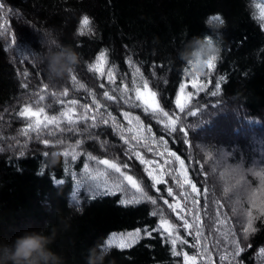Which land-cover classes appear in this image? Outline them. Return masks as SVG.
<instances>
[{
    "label": "trees",
    "instance_id": "obj_1",
    "mask_svg": "<svg viewBox=\"0 0 264 264\" xmlns=\"http://www.w3.org/2000/svg\"><path fill=\"white\" fill-rule=\"evenodd\" d=\"M0 4L6 13L0 14V242L11 243L24 231L43 228L50 235L54 229L56 236L50 247L63 257L64 264H85L87 250L112 233L141 229V238L133 247L109 248L105 264H191V259L186 262L183 255H172L163 229L151 236L144 231L159 227L160 214L182 224L164 201L173 204L179 200L184 206L186 202L178 194L187 192V207L200 216L201 235H195V225L188 231L179 227L187 243L178 242L176 251L195 256V264H264V257L259 255L264 248V217L255 220L256 232L244 241L242 227L232 213L234 197L224 193L212 169V158L222 150L233 168L264 171V27L258 19L264 0H0ZM216 14L225 21L218 33L207 23ZM84 16L90 18L92 31L80 35ZM47 27H54L61 42L79 54L71 76L54 87L47 82L40 63L39 31ZM198 34L218 38L222 54L215 69H206L194 80L177 53ZM102 50L107 51L109 60L104 65L105 73L110 67L116 69L115 83H109L106 75L88 70ZM144 81L148 91L156 93L159 106L176 121L177 131L165 127L167 117L145 113L142 107L121 99L126 95L141 103L135 100L136 88L145 93ZM104 91L116 99L105 98ZM41 95L43 100H39ZM93 99L102 106L98 110ZM144 99L152 101L147 93ZM73 100L77 101L75 115H81V106L88 105V114L97 116V127L90 126L91 120L74 126L62 120L60 128L41 125V129L32 131L28 125L37 117L19 115L30 106L33 111L37 107L45 109L41 120L44 115L59 116ZM178 101L184 105L183 111ZM124 112L140 117L144 135L156 141L149 145L153 152H148L143 142L136 151L159 163L170 160L164 167L179 175V161L168 155L175 153L184 161V171L197 192H192L188 184L179 188L168 175L164 176L165 184L146 187L152 182L144 165L135 157L129 158V146L117 130L122 126L125 137L132 135L127 132L130 125ZM101 115L108 124L99 123ZM72 148L78 152L76 160L63 155ZM165 148L164 156L155 155ZM52 152L58 153L55 167L47 164ZM89 154L98 160L115 157L128 163L129 174L143 181L142 187L157 199V204L144 201L125 206L119 202L125 198L124 193L119 192L93 197L86 189L95 181L85 176L84 164L93 174L105 166L88 160ZM217 165L227 167L221 162ZM56 180L64 183L57 184ZM168 187H172L175 199L167 196ZM192 199L197 206L193 207ZM154 211L157 216L151 214ZM187 218L192 222L191 216ZM229 231L244 248L234 259L233 237L224 236ZM197 240L199 245L194 246ZM225 254L228 259L221 260Z\"/></svg>",
    "mask_w": 264,
    "mask_h": 264
},
{
    "label": "snow or ice",
    "instance_id": "obj_2",
    "mask_svg": "<svg viewBox=\"0 0 264 264\" xmlns=\"http://www.w3.org/2000/svg\"><path fill=\"white\" fill-rule=\"evenodd\" d=\"M0 14L6 15V13L3 12V4H0ZM258 19L261 22V26L264 27V8H261L259 11ZM219 21L220 23L224 24V19L219 15H213L209 17L207 23L212 24ZM6 24V21H5ZM91 20L89 17L84 16L80 21V28H79V34L85 35L86 33H91L92 29L90 27ZM6 30V28H5ZM0 35H3V31H0ZM218 61L210 60L207 65V70L211 72L213 69L216 68ZM108 53L106 50H102L98 56L95 57V62L90 63L88 65V70L90 72H96L99 73L101 76L106 75L108 78L109 83H115V67H110L107 72L104 71V65L108 64ZM132 61L129 60V64H131ZM139 69H136V72L139 73ZM201 74L193 75V78L195 80L196 77H199ZM71 79L73 81L76 80L75 76H72ZM224 77L221 76L220 80L223 81ZM143 88L145 89V93H147L149 96L152 97L151 103L147 99H144L145 93H142L139 90V87L136 88V101H141V103L137 104L135 103L130 97H126V95H122L121 99L124 100L125 103L131 104L133 107H142L143 111L145 113H151L154 116H163L167 117L169 123L165 124L166 128H169L172 132L177 131V128L174 126L176 121L170 116L169 112L164 111L163 108L159 106V104L156 101V93L155 92H149L148 91V83L147 81L143 82ZM194 86H196L194 84ZM80 88H84V84L79 85ZM103 87V85H101ZM200 88L203 87V85H199ZM220 84L217 82L216 88L217 91L219 90ZM128 91L127 87L124 89V93L126 94ZM184 91V86H181V92ZM62 95H67V92L62 93ZM212 95H217V92H212ZM103 96L109 100L116 99L115 96L109 95L108 91L103 92ZM44 96H40L39 100H43ZM71 106L66 107L64 111L60 113L59 116H48L44 115L43 120L39 119L40 115L44 113L45 109L43 107H37L35 111L32 110V107L26 106L22 111H20L19 115L28 117V116H34L37 117V119L28 125L29 129H32V131H37L41 129V125H43L44 128H47L49 125H54L56 128H60L61 121L65 120L68 125H76L78 122H84L91 120V127L95 128L98 126L97 124V116L96 115H89L88 113L91 112V109L88 107V105H82L81 107L84 109V112L76 116V108L75 105L77 104V101L73 100L70 102ZM93 104L96 106L97 110L101 108L102 106L93 99ZM178 107L181 108V111H183L184 105L179 104L178 101ZM194 114V113H192ZM124 117L128 119V123L130 127L127 128L128 133H132L130 137L124 136V129L123 127H119L117 130L120 134V138L124 141L125 145H128V151L131 154L129 158L135 157L141 165H144V171L146 172L148 178L151 180V184L147 185L146 187H154L156 185L165 184L166 181L164 180V176L168 175L173 180L177 182V186L179 188H184L185 184H188L192 192H197L196 186L191 183L189 180L187 173L184 171V161L180 160L179 157L175 155V153H168L170 157H174L175 160L179 161L180 164V170L179 175L174 174V171H169L167 168L164 167L165 164H170V160H165L163 163H159L152 159H146L144 155L141 154V152L136 151V148L141 146V142H143L142 146L144 148H147L148 152H153V148L150 147V144L156 143V141L150 139L148 136L144 135V128L142 125V122L140 121V117L136 116L133 117L130 115L129 112L123 113ZM163 122V121H162ZM99 123L102 124H108L109 121L107 119H104L101 115ZM113 127H116L115 121L113 119ZM149 132H151V129H148ZM27 135V131L24 133ZM49 135H52V133H49ZM39 139V137H37ZM135 142L134 144L132 142ZM46 145L49 143L47 139L43 141ZM161 143H164V141H160ZM58 143H62V141H58ZM80 142H77V147L79 146ZM2 150V149H0ZM165 152H167V149L165 148L164 152H156L155 155L157 156H164ZM23 155V153H21ZM47 155V153H45ZM64 156H70L72 160H76L78 156V152L76 151V148H72L71 151H65L63 153ZM88 160H94L97 164L104 165L105 169H96L94 174L92 170H90L89 165L87 163L84 164V173L85 176L90 178L92 181H95L94 184H91L86 189L91 193L93 197L96 196H108V195H115L117 192L124 193L125 198L120 200L119 202L122 205H135L140 204L144 201H148L153 205L157 204V199L153 198V196L149 195L148 192L145 190V187H142L143 181L139 180L138 178H134V174H129L130 165L128 163L119 162L116 160L115 157H113L112 160L109 159H97L96 156L89 154ZM225 165H227L228 168H232V165L227 164V159L223 162ZM110 170V171H108ZM43 174V173H41ZM255 175L260 177L261 179V191L259 196L253 192L249 196V203L252 205V208L256 210V214H253V211L250 209L246 212H244V221L241 225L242 227V239L244 241H247L249 237L256 232V228L254 227V222L259 217H264V171L256 172ZM183 177V179H181ZM57 184H63V180H56ZM86 182V181H85ZM125 182H127L125 184ZM128 186L131 187V189H134V192H130ZM229 191L228 188H225V192ZM167 196L168 197H174V192L172 187H168L166 189ZM182 199L185 200V205L182 206L179 200H176L175 203L169 204L167 200L164 201L165 204H168V207L172 209L173 212L176 213V218L179 221H182V224L178 225L176 223L170 222L169 219H166L162 214H160V223L158 228H152V229H145V233L148 236H151L154 231L159 232L161 229L166 233V239L170 241L172 245V255L174 256H184L185 261H189L191 259V264H195L196 257H189L185 253H181L176 251L177 243L185 244L187 243L186 240L182 239L178 228L182 227L185 231H188L190 229H193L194 225L196 228L195 235L199 237L201 235L200 230V216L198 213H193V209L187 207V201L189 199V194L187 192L179 193L178 194ZM197 201L195 199H192V205L193 207L197 206ZM235 211V210H234ZM153 216H157V212L151 213ZM188 216L192 217V222H189ZM221 223H224L221 221ZM228 235H232V244L235 245V251L231 254L232 258L239 256L240 253L244 251V248L241 247L240 240L235 239L236 234L232 232H226L224 233L225 238L227 239ZM141 238V229H136L134 232H127V233H112L108 239L100 244L101 248L103 249H109L113 246L120 249H128L133 247V245L137 244ZM199 245V240H197L196 245ZM206 251V249H205ZM259 255L261 257H264V248H261L259 250ZM221 260L228 259V255H222L220 257Z\"/></svg>",
    "mask_w": 264,
    "mask_h": 264
},
{
    "label": "clouds",
    "instance_id": "obj_3",
    "mask_svg": "<svg viewBox=\"0 0 264 264\" xmlns=\"http://www.w3.org/2000/svg\"><path fill=\"white\" fill-rule=\"evenodd\" d=\"M224 24L219 21L211 24L213 32H219ZM41 35L40 63L43 66L47 82L55 86L59 81L70 77L79 63V54L70 46L61 42L58 31L54 27L43 28ZM222 46L218 38L212 35H194L177 53L189 75L203 74L210 60L219 61ZM58 153L52 152L47 164L55 167ZM79 211V210H77ZM56 231L50 235L45 230L24 231L13 242H0V264H64V259L54 252L50 245L54 242ZM110 255L108 249L99 244L87 250L85 264H105Z\"/></svg>",
    "mask_w": 264,
    "mask_h": 264
},
{
    "label": "rangeland",
    "instance_id": "obj_4",
    "mask_svg": "<svg viewBox=\"0 0 264 264\" xmlns=\"http://www.w3.org/2000/svg\"><path fill=\"white\" fill-rule=\"evenodd\" d=\"M181 96H184V93H181ZM259 148V153H263L261 151L260 145H257ZM208 155V154H207ZM228 157L222 150L218 151L215 158L213 157V171L217 173V183L221 186L224 193L233 198L234 204L231 206L232 213L235 216L236 220L239 221L240 225H242L244 221V212L248 210H252L253 214L256 213V210L252 208V205L249 203V196L255 192L258 196L261 191V179L257 175L256 172H261L260 169H256L254 171H250L247 169L240 168H228L224 165H217L220 162L223 163L225 159ZM209 158V156H208ZM228 163V162H227ZM216 166L217 168H215ZM250 177H253L251 179ZM225 188H228L229 191L225 192ZM235 210V211H234Z\"/></svg>",
    "mask_w": 264,
    "mask_h": 264
}]
</instances>
